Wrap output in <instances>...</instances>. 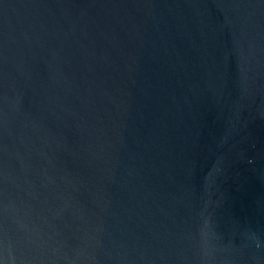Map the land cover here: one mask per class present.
Returning a JSON list of instances; mask_svg holds the SVG:
<instances>
[{"label":"water","instance_id":"water-1","mask_svg":"<svg viewBox=\"0 0 264 264\" xmlns=\"http://www.w3.org/2000/svg\"><path fill=\"white\" fill-rule=\"evenodd\" d=\"M0 264H264V0H0Z\"/></svg>","mask_w":264,"mask_h":264}]
</instances>
